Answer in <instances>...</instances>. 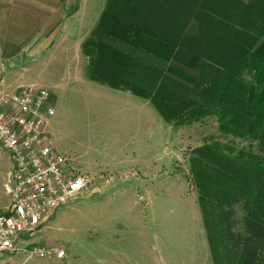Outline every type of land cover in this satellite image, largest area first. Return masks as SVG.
<instances>
[{
    "label": "rangeland",
    "instance_id": "374dc122",
    "mask_svg": "<svg viewBox=\"0 0 264 264\" xmlns=\"http://www.w3.org/2000/svg\"><path fill=\"white\" fill-rule=\"evenodd\" d=\"M188 1L192 5L184 10L183 19H172L178 30L174 67L188 76L172 75L174 80L166 79L162 86V101L171 116L200 104L191 94L198 61L231 67L247 42L260 38L264 26V13L255 0ZM87 4L90 16L103 4L102 11L113 7L107 0ZM66 59L34 65L24 73L25 80L56 95L59 154L91 182L29 235L31 246L63 249V259L83 264L107 260L114 249L130 264H160L163 255L171 264H211L197 191L188 180L190 149L218 141L232 154L264 158V147L250 137L221 132L215 115L172 126L149 100L82 80L81 55L79 75L69 69L77 64ZM241 76L254 89L250 76L246 72ZM53 84H59L57 90ZM235 211L239 227L240 205ZM26 254L34 255L28 264L47 259ZM48 260L63 262L56 257Z\"/></svg>",
    "mask_w": 264,
    "mask_h": 264
},
{
    "label": "trees",
    "instance_id": "16d2710c",
    "mask_svg": "<svg viewBox=\"0 0 264 264\" xmlns=\"http://www.w3.org/2000/svg\"><path fill=\"white\" fill-rule=\"evenodd\" d=\"M107 1L113 7L102 11L82 43L90 80L149 100L172 126L215 115L221 132L250 137L264 147V26L260 38L247 42L231 67L198 61L191 94L200 104L171 116L162 101L164 80L188 76L174 67L178 30L172 19L181 21L192 4L188 0ZM255 2L264 13V0ZM242 72L250 76L254 89L243 83ZM188 162V180L197 191L212 264H264V158L238 156L212 141L191 148ZM236 205L243 211L239 227Z\"/></svg>",
    "mask_w": 264,
    "mask_h": 264
},
{
    "label": "built area",
    "instance_id": "2783aa9c",
    "mask_svg": "<svg viewBox=\"0 0 264 264\" xmlns=\"http://www.w3.org/2000/svg\"><path fill=\"white\" fill-rule=\"evenodd\" d=\"M1 83V72H0ZM55 113L51 92L32 86L0 95V146L12 162L6 187L11 203L0 214V254L63 258L64 250L31 246L30 234L90 184L54 151L45 127Z\"/></svg>",
    "mask_w": 264,
    "mask_h": 264
},
{
    "label": "crops",
    "instance_id": "0c3cea01",
    "mask_svg": "<svg viewBox=\"0 0 264 264\" xmlns=\"http://www.w3.org/2000/svg\"><path fill=\"white\" fill-rule=\"evenodd\" d=\"M78 1L76 4V0H0V95L29 86L46 88L36 87L34 83L27 84L24 73L30 71L34 65L45 66L48 60L53 63L58 57H66L68 62L70 59L69 63L73 60L72 63L75 62L77 66L73 68L70 64L69 69L72 68L78 73L77 59L81 55L83 57L82 80L85 77L90 82H95L86 75L87 59L82 52V43L96 26L104 4L98 12L90 16L87 0ZM59 84H53L55 90ZM109 88L117 92H129ZM51 95L55 105L56 95L52 92ZM57 121L53 115L45 131L47 140L54 151L60 153L61 133L56 130L59 128ZM11 169V159L0 146V214L7 212L11 203L10 194L6 189ZM207 250L210 257L208 244ZM33 256L24 252L4 253L0 254V264H28ZM122 256L114 249L109 252V259L95 258L93 264H130L131 260ZM61 259L63 262L60 263L58 260L49 261L47 258L39 264H83L80 260ZM160 264L171 263L163 255L160 258Z\"/></svg>",
    "mask_w": 264,
    "mask_h": 264
}]
</instances>
